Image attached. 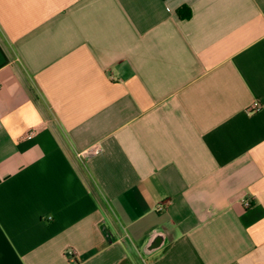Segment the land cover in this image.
Segmentation results:
<instances>
[{"label":"crops","instance_id":"0c3cea01","mask_svg":"<svg viewBox=\"0 0 264 264\" xmlns=\"http://www.w3.org/2000/svg\"><path fill=\"white\" fill-rule=\"evenodd\" d=\"M0 264H264V0H0Z\"/></svg>","mask_w":264,"mask_h":264},{"label":"built area","instance_id":"2783aa9c","mask_svg":"<svg viewBox=\"0 0 264 264\" xmlns=\"http://www.w3.org/2000/svg\"><path fill=\"white\" fill-rule=\"evenodd\" d=\"M260 109H261V105H260V103H258V102H254V103H252V105H251L250 107H248L247 109H245V114H247V115H252V114L258 112ZM35 133H36V130H35V129H30V130L26 133V135H25V139H26V140H31V139L34 137ZM250 205H251V204H250L249 201H244V202H243V206H244L245 208H249ZM67 255H68L69 257H73V252H72V251H68V252H67Z\"/></svg>","mask_w":264,"mask_h":264},{"label":"water","instance_id":"95a60500","mask_svg":"<svg viewBox=\"0 0 264 264\" xmlns=\"http://www.w3.org/2000/svg\"><path fill=\"white\" fill-rule=\"evenodd\" d=\"M163 242H164L163 236H161V234L156 233L152 236L151 241L146 249L149 252L155 251L161 248V246L163 245Z\"/></svg>","mask_w":264,"mask_h":264},{"label":"trees","instance_id":"16d2710c","mask_svg":"<svg viewBox=\"0 0 264 264\" xmlns=\"http://www.w3.org/2000/svg\"><path fill=\"white\" fill-rule=\"evenodd\" d=\"M178 15L180 18L189 19L190 18V10L187 7H181L178 9Z\"/></svg>","mask_w":264,"mask_h":264}]
</instances>
